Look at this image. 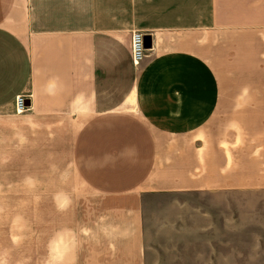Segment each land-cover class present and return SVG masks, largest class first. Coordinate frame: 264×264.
Segmentation results:
<instances>
[{
  "label": "crops",
  "instance_id": "1",
  "mask_svg": "<svg viewBox=\"0 0 264 264\" xmlns=\"http://www.w3.org/2000/svg\"><path fill=\"white\" fill-rule=\"evenodd\" d=\"M74 128L79 184L45 189L61 210L49 264H160L166 218L212 192V162L236 191H264V0H0V159L33 162ZM34 179L0 172V263L33 257L34 241L11 249L4 217L36 203Z\"/></svg>",
  "mask_w": 264,
  "mask_h": 264
},
{
  "label": "rangeland",
  "instance_id": "2",
  "mask_svg": "<svg viewBox=\"0 0 264 264\" xmlns=\"http://www.w3.org/2000/svg\"><path fill=\"white\" fill-rule=\"evenodd\" d=\"M209 124L215 133L218 132L209 137L211 149L217 144L221 151L219 119ZM77 130H68L64 147L52 144L45 147L43 152L41 147H35L33 162L10 163L9 157L0 159V172L31 170L36 176L33 180L37 192L36 203H23L24 197H21L22 210L14 212L16 206L10 204L5 207L7 212L4 219L10 221L8 231L11 230L13 235L8 239L11 249L16 248V243L31 249L34 241L33 257L30 250L25 251L30 258H26L24 264H49L47 219L50 218L52 229L53 219L57 218L60 222L61 210L45 204V189L49 186L54 189L61 184H79L78 177L73 175L71 146L66 143L73 139ZM215 163L212 162L210 168L211 183L203 186L204 191L212 192L183 196L182 209L175 212L174 217L166 218L168 251H163L160 264H264V191H236L235 182H223L222 159L220 166L215 167ZM61 172L68 176L43 177L48 173L58 175ZM19 182L23 184L24 181ZM218 190H222V194H217ZM14 232H17L16 236ZM12 252L9 256L16 257L15 251ZM1 263L5 264L4 261ZM17 263L22 264L21 260L9 261V264Z\"/></svg>",
  "mask_w": 264,
  "mask_h": 264
},
{
  "label": "built area",
  "instance_id": "3",
  "mask_svg": "<svg viewBox=\"0 0 264 264\" xmlns=\"http://www.w3.org/2000/svg\"><path fill=\"white\" fill-rule=\"evenodd\" d=\"M132 63L135 66L141 65L140 63L145 59L146 51L144 35L140 32H135L132 39ZM27 99L22 96L16 97V112L22 114L28 111Z\"/></svg>",
  "mask_w": 264,
  "mask_h": 264
}]
</instances>
